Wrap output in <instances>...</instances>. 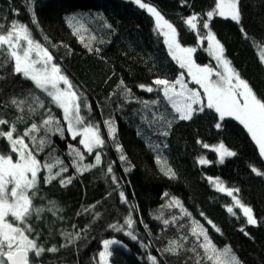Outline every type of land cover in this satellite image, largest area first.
<instances>
[{
  "label": "trees",
  "instance_id": "obj_1",
  "mask_svg": "<svg viewBox=\"0 0 264 264\" xmlns=\"http://www.w3.org/2000/svg\"><path fill=\"white\" fill-rule=\"evenodd\" d=\"M142 2L155 7L173 24L182 47L196 49L192 54L196 64L218 68L208 41L200 39L210 29L223 45L225 58L264 99V64L253 44L255 41L264 46V0H240L239 24L214 15L208 20L209 29H203L198 23L197 30H191L184 20L193 13L199 14L200 21L207 20L206 13L215 7V0ZM30 6L38 25L31 22ZM72 15L87 16V31L80 33L83 42L66 20ZM14 20L27 25L33 38L52 53L54 63L89 105L81 106L85 124L97 125L105 140L102 147L88 153L79 144L80 137L73 139L67 131L62 109L50 103L46 93L22 76L13 75L11 63L0 68V77H3L0 117L13 121L23 116L24 121L17 124L18 131L23 132L32 123L40 125L50 110L64 129L63 135L43 127L32 134L37 141L45 139L37 158L42 163L55 165L53 174L61 167L67 168L51 183H43L48 171L41 170L33 204L44 211L32 223L41 233L38 243L45 248L56 246L59 251L45 252L33 264H99L98 253L103 250L102 241L106 239L120 241L110 246L113 255L109 264H150L149 253L160 264H195V254L189 250L202 242L203 237L197 241L191 234L193 221H199L207 229L218 248L230 246L241 264H264V175L252 171L255 167L264 173V157L259 155L258 146L247 131L233 118L219 121L218 114L207 108L194 114L191 120L178 118V113L164 99L162 86L155 85L154 81L157 78L174 81L184 69L172 59L165 37L156 29L155 17L134 0H0V25L7 28ZM139 85L151 86L154 90L148 92ZM125 87L131 92H126ZM35 96L43 102V108L37 107L33 101ZM13 97L26 101L23 112L10 104ZM29 105L37 107V111L30 113ZM162 117L172 122L170 128ZM105 121L112 122L114 135H109ZM0 127L8 130L7 126ZM25 139L35 148L28 137ZM217 143H223L236 155L225 157L221 162L219 153L210 147ZM70 145L84 154L82 161H77ZM0 152L7 153L6 142L2 140ZM97 153L101 156L99 165L77 171L76 163L95 164ZM121 154L126 157L123 161ZM201 158L209 163L201 164ZM109 165L112 173L107 171ZM169 168L174 177L165 174ZM61 177H71V183L61 185ZM217 179L226 189H239L233 195L252 208L257 224L247 223L233 197L218 190ZM120 192L126 200L121 199ZM173 198L191 215H185L180 207L172 204ZM228 207H233L235 215L227 211ZM129 216L134 221L131 229L124 225ZM164 220H169V224L164 225ZM110 225H124V228L117 231ZM127 231H132L138 239L132 240L125 234ZM63 233L73 235L71 243ZM173 240L184 245L178 255L163 251ZM141 242L148 248L142 247Z\"/></svg>",
  "mask_w": 264,
  "mask_h": 264
},
{
  "label": "snow or ice",
  "instance_id": "obj_2",
  "mask_svg": "<svg viewBox=\"0 0 264 264\" xmlns=\"http://www.w3.org/2000/svg\"><path fill=\"white\" fill-rule=\"evenodd\" d=\"M30 2V0H29ZM141 8L146 9L153 17H155L156 29L165 37V44L168 46V51L181 69H187V75L191 80L199 86L200 90L189 88L184 81V73L181 72L174 82L166 79L157 78L154 84L162 86L163 97L172 108L178 113L180 120H191L197 112H203L205 108L214 110L218 114L219 121H224L226 117L233 118L238 121L250 135L251 140L258 146L259 155L264 157V99L260 98L252 89L249 83L243 79L239 72L232 67L231 61L225 58L224 48L220 41L209 29L208 20H211L214 15L230 18L236 23L241 21L240 0H215V7L206 13L207 20L200 21L199 14L193 13L188 16L184 23L191 29L197 30L198 23L202 24L203 29H209L206 35L201 36V40L208 41L210 54L217 61V68L210 65L200 66L192 59V54L196 51L193 47H182L177 39L176 28L155 8L142 0H134ZM29 11L32 12V23L38 25L35 18V13L31 6ZM70 27L73 28L75 35H80L81 31H87L86 20L87 16L72 15L66 17ZM111 27V25H108ZM243 31V29H241ZM245 36L247 34L245 33ZM81 42L84 37L80 35ZM254 46L259 53V59L264 64V47H261L255 41ZM89 47L88 45H85ZM89 47V51H91ZM0 68L5 64H12V74L20 75L24 79L31 81L36 89L46 93L50 97V103L55 104L63 111V120L67 122V131L73 139L78 136L79 144L92 153L93 149L102 147L105 140L102 138L100 129L97 125L91 123L85 124V118L81 115V106L87 108L89 105L82 100V97L76 91L69 78L62 73L60 66L53 63L54 57L52 53L33 38L29 27L18 21H12L5 28L0 25ZM215 77V78H214ZM3 77H0L2 80ZM61 84L64 87H61ZM123 85V81H121ZM179 85V90H177ZM140 88H146V91L152 92L154 89L151 86L139 85ZM125 91L130 93L131 90L125 87ZM33 101L38 108H43L44 104L38 96L33 97ZM25 100L16 98L10 99V104L21 112L24 111L23 105ZM155 104L157 101H152ZM148 103L145 102V107ZM37 107L29 105L30 113H35ZM164 119V122L171 127V121ZM24 121L23 116H17L13 121L6 120L0 117V126H7L8 130L4 131L0 127V140L6 142L7 153L0 152V264H33V260L42 257L45 252L56 253L59 249L56 246L45 248L42 243H38V238L41 233L36 230L32 221L40 219V214L44 211L42 208H37L33 204V197L37 194L40 181L41 170L47 169L48 175L43 177V183H51L57 177L61 176V172H66V167H61L60 171L55 174L52 169L55 165L42 163L38 158V152L43 151L46 143L44 138L37 141V137L32 135L39 132L41 127L47 131L60 132L63 135L64 129L59 126V121L51 116L50 110L47 119H43L41 124L32 123L26 127L23 132H19L17 124ZM154 122V121H153ZM108 126L109 135H114L115 128L111 121H105ZM53 125H56L53 129ZM151 126V122H150ZM216 127L221 128V123H217ZM163 135H168L165 131ZM28 137L35 148L30 147L26 142ZM208 147V145H203ZM72 152L75 153L77 161L84 159V154L79 148L69 146ZM117 149L123 153L120 145ZM215 151L219 153L220 161L223 162L225 157L235 156L234 151L228 150L223 143L215 147ZM13 156L16 158L13 159ZM126 157L121 154L120 160H125ZM101 162L99 153L95 155V164L81 165L76 163L78 172H84ZM201 164L209 163L204 158L199 161ZM57 163H62L57 161ZM108 173H112V167L109 165ZM127 171V169H126ZM252 171L257 175H264L255 167ZM166 175L174 177L175 173L169 168L165 172ZM113 182H116L115 176L112 177ZM211 180V178H209ZM72 178H60L61 185L71 183ZM216 187L221 192H226L228 196H232L235 206L242 209L243 215L247 218L249 225L257 224V220L253 215L251 207L245 206L238 198L233 195V192H238L239 189H226L223 184L217 179ZM167 195V193H165ZM122 200H126L125 194L120 192ZM52 204V202H50ZM172 204L180 207L185 215H191L186 209H183L182 204L178 199L173 198ZM170 204L169 206H172ZM55 205L53 204V207ZM49 211L52 208L48 209ZM229 213L233 212V207H228ZM203 215V213H201ZM160 219V217H157ZM175 220V217H173ZM164 225L169 224V220L163 221ZM212 224L211 221H208ZM134 221L131 216L125 219L124 225L129 229L132 228ZM124 225L117 227L110 225L117 231H122ZM191 234L196 237L197 241H203L191 248L189 251L195 254V264H241V261L232 252L230 246H225L223 249L218 248L208 235L207 229L204 228L199 221H193ZM145 227H147L145 225ZM217 232L220 231L213 225ZM243 231V229H242ZM132 240H137L138 237L132 231L125 233ZM247 235V233H245ZM71 243L73 235L71 233H63ZM183 239H187L184 237ZM120 241L115 239H106L102 241L103 250L98 253L99 264H109V259L113 253L110 246L119 244ZM66 245H61L65 247ZM141 246L148 248L147 244L141 242ZM184 248V245L179 241L173 240L169 242V246L163 251L172 255H178ZM198 249H202L201 253ZM150 264H160L156 256L151 253L147 256ZM191 259V257H190Z\"/></svg>",
  "mask_w": 264,
  "mask_h": 264
},
{
  "label": "rangeland",
  "instance_id": "obj_3",
  "mask_svg": "<svg viewBox=\"0 0 264 264\" xmlns=\"http://www.w3.org/2000/svg\"><path fill=\"white\" fill-rule=\"evenodd\" d=\"M263 47H264V46H263ZM53 63H54V61H53ZM217 69L220 70V69H219V66H218ZM183 73H184V81H185V83L187 84V86H188L189 88H193V89L200 90L201 93H202V89H199V86L196 85L195 82L191 80V77L187 75V69H186V68L184 69ZM214 78H215V77H214ZM174 81H175V80H174ZM174 81H170V82H174ZM61 87H64V85L61 84ZM177 90H179V85H177ZM80 138H81V137H80ZM220 144H221V143L212 144V145H210V147L213 148V149H215V147H218ZM224 146H225V145H224ZM225 147H226V146H225ZM226 148H227V147H226ZM227 149L230 150L229 148H227ZM15 158H16V157H15ZM15 158H13V159H15Z\"/></svg>",
  "mask_w": 264,
  "mask_h": 264
}]
</instances>
